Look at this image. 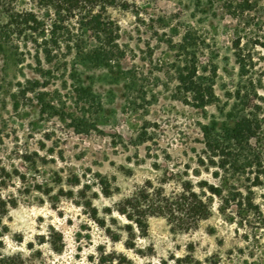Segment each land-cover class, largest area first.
Instances as JSON below:
<instances>
[{
  "label": "rangeland",
  "instance_id": "374dc122",
  "mask_svg": "<svg viewBox=\"0 0 264 264\" xmlns=\"http://www.w3.org/2000/svg\"><path fill=\"white\" fill-rule=\"evenodd\" d=\"M261 5L264 25V0ZM12 7L46 13L37 0H0V24ZM109 13L127 51L119 72L83 69L74 80L69 68L45 77L30 54L21 63L0 55V197L15 202L0 224V251L22 252L31 264H264V235L257 242L246 238L245 228L228 221L217 203L197 229L173 230L165 217L151 216L149 231L135 230L126 244L127 220L114 206L136 185L185 165L192 176L197 168L200 178L214 180L215 167L198 164L199 157H219L206 150L200 125L224 116L216 106L204 111L174 96L171 40L188 25L206 35L222 103L241 78L232 46L236 21L210 0H131L129 8ZM252 51L250 77L264 113V47ZM90 87L93 94H86ZM256 197L264 207V187ZM94 208L120 239L94 219ZM54 232L63 235L61 251L50 242Z\"/></svg>",
  "mask_w": 264,
  "mask_h": 264
},
{
  "label": "trees",
  "instance_id": "16d2710c",
  "mask_svg": "<svg viewBox=\"0 0 264 264\" xmlns=\"http://www.w3.org/2000/svg\"><path fill=\"white\" fill-rule=\"evenodd\" d=\"M201 1L197 0L198 4ZM37 2L45 8V14L15 7L7 11L6 23L0 24V55L4 60L21 63L30 54L39 65L40 76L64 74L71 68L70 76L74 80L83 76V69L122 70L127 51L120 42L121 27L109 8L127 9L131 0ZM210 4L236 21L232 46L241 80L226 92V101L222 103L215 89L218 67L206 35L198 27L188 25L179 32L178 41L171 40L170 45L177 52L174 96L204 111L216 106L224 116L222 120L200 125L206 150L219 157H199L198 164L207 171L215 167L214 180L200 178L202 170L197 168L192 170V176L185 165L136 185L114 206L127 220L123 225L128 231L126 244L135 240V230L142 235L149 231L151 216L165 217L173 230L197 229L202 221L213 216L215 203L228 221L245 228L246 238L252 237L257 242L259 235H264V207L256 197L257 189L264 187V113L259 103L262 97L258 95L254 78L250 77L255 67L252 50L258 45L264 47L261 0H210ZM250 44L253 48H249ZM43 61L52 67L45 68ZM135 77L131 73L132 80ZM84 92L93 94L91 87ZM105 188V194H109L110 189ZM11 204L15 202L0 197V224ZM105 210L112 213L113 208ZM94 211V219L120 239V234L112 233L106 215L100 217L98 208ZM40 236V241H44L45 237ZM51 237L53 248L61 251L62 233L54 232ZM2 243L0 237V246ZM0 264L31 263L22 252L0 251ZM255 264L261 261L258 259Z\"/></svg>",
  "mask_w": 264,
  "mask_h": 264
}]
</instances>
